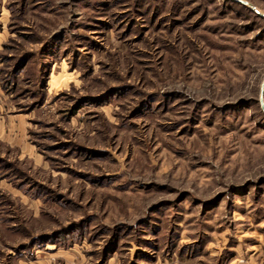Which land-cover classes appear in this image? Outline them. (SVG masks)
<instances>
[{
	"label": "rangeland",
	"instance_id": "obj_1",
	"mask_svg": "<svg viewBox=\"0 0 264 264\" xmlns=\"http://www.w3.org/2000/svg\"><path fill=\"white\" fill-rule=\"evenodd\" d=\"M0 0V264H264V0Z\"/></svg>",
	"mask_w": 264,
	"mask_h": 264
},
{
	"label": "water",
	"instance_id": "obj_2",
	"mask_svg": "<svg viewBox=\"0 0 264 264\" xmlns=\"http://www.w3.org/2000/svg\"><path fill=\"white\" fill-rule=\"evenodd\" d=\"M234 2H237L243 6H246L248 7L250 10H252L253 12H255L256 14L259 15V13L254 9L252 8L248 3H246L245 1H242V0H232ZM264 18V16H261ZM263 88H264V82L262 83L261 85V90H260V94L262 96V93H263ZM259 107H260V110L264 113V105H263V102H262V97L259 98Z\"/></svg>",
	"mask_w": 264,
	"mask_h": 264
},
{
	"label": "trees",
	"instance_id": "obj_3",
	"mask_svg": "<svg viewBox=\"0 0 264 264\" xmlns=\"http://www.w3.org/2000/svg\"><path fill=\"white\" fill-rule=\"evenodd\" d=\"M231 1H232V0H231ZM233 2H234V1H233ZM234 3H236V4H238V5L242 6V7H246V6H243V5H241V4L237 3V2H234Z\"/></svg>",
	"mask_w": 264,
	"mask_h": 264
}]
</instances>
